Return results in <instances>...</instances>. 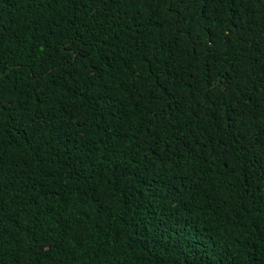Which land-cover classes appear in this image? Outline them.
Here are the masks:
<instances>
[{"label":"trees","instance_id":"1","mask_svg":"<svg viewBox=\"0 0 264 264\" xmlns=\"http://www.w3.org/2000/svg\"><path fill=\"white\" fill-rule=\"evenodd\" d=\"M172 3L0 0L4 264H264V0Z\"/></svg>","mask_w":264,"mask_h":264},{"label":"snow or ice","instance_id":"2","mask_svg":"<svg viewBox=\"0 0 264 264\" xmlns=\"http://www.w3.org/2000/svg\"><path fill=\"white\" fill-rule=\"evenodd\" d=\"M167 2V0H165ZM194 0H173V3L171 5L172 11H174L178 15H182V9L186 10L187 6L192 4ZM220 2V0H204V4L206 7H212L213 4ZM230 85L226 83L224 85L225 88L229 87ZM254 143H258L259 147L264 148V131H261L260 133L257 134L256 140ZM34 243L38 246L36 254L39 255L42 249L39 247L40 240L37 238ZM0 264H4L3 257L0 256Z\"/></svg>","mask_w":264,"mask_h":264}]
</instances>
